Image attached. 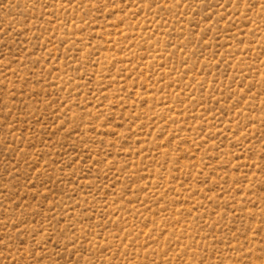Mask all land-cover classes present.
<instances>
[{
	"label": "rangeland",
	"instance_id": "1",
	"mask_svg": "<svg viewBox=\"0 0 264 264\" xmlns=\"http://www.w3.org/2000/svg\"><path fill=\"white\" fill-rule=\"evenodd\" d=\"M0 264H264V0H0Z\"/></svg>",
	"mask_w": 264,
	"mask_h": 264
}]
</instances>
